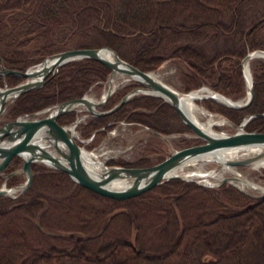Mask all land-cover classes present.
Returning a JSON list of instances; mask_svg holds the SVG:
<instances>
[{
  "label": "trees",
  "instance_id": "obj_1",
  "mask_svg": "<svg viewBox=\"0 0 264 264\" xmlns=\"http://www.w3.org/2000/svg\"><path fill=\"white\" fill-rule=\"evenodd\" d=\"M253 1L264 0H0V66L23 72L55 52L108 45L143 72L155 70L166 59L183 61L185 92L206 82L211 90L236 99L246 91L242 57L256 48L264 50L258 38L264 16L245 23L240 15ZM64 27V34L60 30L56 37L54 29ZM211 28L233 44L210 55L192 42L173 46L165 41H175L181 32L199 36ZM80 31L88 39L74 41ZM58 68L41 87L15 97L7 120L81 97L91 85L101 87L109 71L88 58ZM251 77L254 94L246 107L229 108L210 99L202 103L235 124L248 114L263 113L264 63L256 65ZM22 81L14 74L0 76V87ZM126 92L110 95L103 110ZM75 113L69 110L56 120L60 125L72 123ZM121 120L161 134L189 131L169 104L142 94L109 115L90 117L80 128L89 136L102 126L105 130L96 135H104ZM244 129L264 132V115L248 120ZM181 141L185 147L200 143L197 137L193 143ZM20 164L19 156L13 158L2 174L6 178ZM109 164L155 163L144 157L132 164ZM31 171L28 189L15 198L0 196V264H264V197L225 184L206 188L177 178L136 197L113 200L74 183L61 170L31 163ZM23 177H0V184L12 188ZM53 240L61 248L52 245Z\"/></svg>",
  "mask_w": 264,
  "mask_h": 264
},
{
  "label": "water",
  "instance_id": "obj_2",
  "mask_svg": "<svg viewBox=\"0 0 264 264\" xmlns=\"http://www.w3.org/2000/svg\"><path fill=\"white\" fill-rule=\"evenodd\" d=\"M102 50H108L113 54V58L109 60L105 56L101 55ZM257 51L258 53L264 54L263 49H255L249 52H245L242 57L239 66L242 70V78L245 82V89L247 86V92L243 100H229L231 104H224L229 108L241 109L251 104L254 90H252L253 79L250 75V83L246 85L247 79L245 78V62L250 60V54ZM90 59L94 61H99L102 65L106 66L109 71L107 74V80L104 84L106 90L99 95L98 100H92L86 95H82L76 99L67 100L66 102L57 103L51 106H47L43 109L36 110V112L31 114H24L16 116L13 120H5L3 125L0 126V174L7 169L13 158L19 156L21 160V168L11 172L6 175L5 179H8L10 175L22 174L25 176L24 181L15 187H6L5 183L0 186V196H10L15 198L20 192L23 193L29 188V184L33 178V173L31 171V163L42 164L46 168H51L52 170L62 171L69 176L70 180L74 183L83 186L85 189L99 194L101 196H106L107 198L113 200H125L136 195L145 193L151 188L155 187L157 184L164 183L167 179H181L184 181H191L196 184L205 186H219L223 183H230L232 180H237L230 176H225L219 179V182L215 185L212 183L204 184L200 183L199 179L194 180L190 177H185L181 174L176 173L177 169L182 168L184 165L190 161L200 159L204 155L213 154L215 152L236 149V150H246L249 146L257 149L251 152L250 155L240 152L237 158L225 160L223 165L231 167H248L250 165L254 166L259 162H264V132L261 131H246L244 126L248 124V120L253 117H258V115L263 116V113H258L255 115L248 114L245 116L238 124H235L225 118L223 115L218 113V117L225 120L229 124L232 132L225 134L220 133H208L201 129L198 124L194 123L188 114L182 109V104L180 103V98L183 94H189L190 91L178 92L171 86L164 84L153 78L150 74L151 71L143 72L134 65L121 59L119 54H116L109 46L97 47V48H75V49H65L60 52H55L48 56H44V59L37 64L29 66L23 72L18 70L7 69L3 65L0 66V76L5 77L8 74H14L17 77L22 78V82L14 84L13 86H7L6 83L0 87V116L3 114L4 108L10 105L15 97L19 94L25 93V91H31L36 87H41L47 80L53 77L58 71V67L65 64L66 62ZM127 76L128 79H132L134 84L137 86L126 92L123 97L121 96L114 105L110 106L107 110H102V107L106 101L109 100L110 94L114 90L113 80L118 75ZM201 87V86H200ZM196 90V89H195ZM211 90V89H210ZM212 92H217L213 91ZM154 92V93H153ZM137 94L154 96L160 99L162 102L169 104L175 113L178 114L179 120L183 125H187L188 130L198 137L200 143L182 147L179 149H173L165 156L162 161L155 162V164L142 167H125L119 165H105L103 162V172L99 176H94L88 172L84 163L81 159V147L71 136L70 130H67L64 126H61L57 122V117L67 113L69 110H74V107L78 105L82 107L88 114L92 117L109 115L111 112L117 111L121 104L131 99V97ZM219 96L226 98L223 94L217 92ZM11 96V100L7 101V98ZM206 99L214 100L211 97H205ZM203 98V99H205ZM230 99L229 97H227ZM215 101V100H214ZM215 114V115H216ZM141 127H144L141 126ZM102 128V127H101ZM94 131L95 134L98 130ZM152 136L158 137L162 140H167L168 136L164 133L161 134L156 132L155 129L144 127ZM244 149V150H243ZM239 153V154H240ZM218 167L213 170H219L222 167L220 164L216 163ZM118 179L130 180L131 184L125 185L124 187L113 189L109 187L111 182ZM240 180V179H239ZM250 188L253 187L259 194L257 198L264 197V187L252 185L249 183ZM16 195H12V193Z\"/></svg>",
  "mask_w": 264,
  "mask_h": 264
},
{
  "label": "rangeland",
  "instance_id": "obj_3",
  "mask_svg": "<svg viewBox=\"0 0 264 264\" xmlns=\"http://www.w3.org/2000/svg\"><path fill=\"white\" fill-rule=\"evenodd\" d=\"M240 15L242 16V18H244L245 23H249L255 18H261L262 16H264V1L263 2L253 1L247 4L246 6L244 5L243 9L241 10ZM190 22H191V19L190 21H186V24H189ZM60 30H62L61 33L63 32L62 34H64V32L66 31V27L59 29V31L58 30L56 31L54 29V32H55L54 34L56 37H59ZM81 33H82L81 31L77 33L74 41L80 42L81 40H85L86 38L88 39V35H85V34L82 35ZM258 33H259L258 38L263 39V42H264V25L261 28V30H259ZM71 39H72V36H71ZM165 39H166L165 41H167L169 45L172 44L173 46L177 44H181V43H187V42L191 43L192 42L194 45L203 48L210 55L216 51L223 52L224 48L225 49L228 48V46H230L234 42L231 38H227L224 35H221L220 33H218V31L215 30L214 28L207 29L204 32H201L199 36L198 34H188V33L181 32L179 36L177 35L176 37H173L175 41H172L168 37H166ZM136 42L137 41L130 43V45H132L133 47L138 44ZM169 50L170 49H168L167 51ZM259 62L264 63V60L256 59L250 63L251 76H252V73H254V71L256 70V65ZM186 71L187 69L183 61L181 62L177 59L171 58V59H166L165 61H163L161 65L157 67L155 70H153L152 72L162 73L160 77L161 82L171 86V88H174L178 92H183L184 91L183 86H185V82H182V75H183V72L186 73ZM114 83H115L114 84L115 90L112 95L119 94L121 90L129 91L130 89H133L134 87L137 86L134 84L132 79H128L127 76L120 75V74L116 77ZM204 84H206V82H204ZM204 86L208 87V84ZM104 89H105V86H103V84L101 85V87L100 86L96 87L93 85L91 90H88L87 93H89L92 98L97 99L99 98V95L102 94V91ZM244 90H245V87H244ZM245 94H246V91H245ZM245 94L233 100H237V99L243 100V98H245ZM137 95H140V94H137ZM205 99L195 100V103H197L198 106L202 107L203 109H205L206 111L210 113H213V114L218 113L217 111L214 112V111L207 109L206 105L202 103V101ZM212 101L215 103L221 104L217 102L216 100L215 101L212 100ZM100 108L103 109L102 107ZM7 109L8 107L7 108L5 107L3 114L0 116V126L3 125L5 120L8 119L7 117L9 116V113ZM77 114L79 115V113ZM198 118L200 121H205L206 119V117H203V116H198ZM177 125L181 127L180 124L177 123ZM115 128L116 130L113 131V134L108 136V138H106V136L102 134L97 135L94 137V139L91 142L85 144V147L88 149V151L92 149L93 151L98 152L99 153L98 158L100 160H104V162L106 163L108 160L110 161L125 160V162H129L132 164L135 161L137 162L140 158H144V157L148 158L150 163H155V161H158L159 157H165L169 153L171 148L179 149V148L185 147L183 146V143L181 140H185L189 143H193V139H194L192 137V134L187 130L183 131L182 133H177L175 131V132L166 134L168 136V139L164 141L158 137H155L149 134L147 131H145L144 127H140L133 123L132 124H127V123L117 124ZM212 128H213L212 131L214 133L218 132L220 134L221 133L225 134L228 132L229 133L232 132V129L230 128L228 123L224 125L217 124L213 126ZM78 137L85 138L86 136L79 135ZM102 152L104 153L101 154ZM250 154H251V151L248 152V155ZM105 157H107L106 160H105ZM216 167H218V165L214 162L201 161L197 159L196 161H192L184 165L182 167L184 171L183 170H180V171L181 172L194 171V170L208 171L209 169L210 170L216 169ZM232 168H234L235 171L239 172L242 175V177H244L243 178L244 180H247L250 182L252 181L253 184L255 183V185L264 187V168L263 167L253 168L252 165H250L248 167L240 166V167H232ZM216 171L217 170H215V172ZM230 174L231 172L230 173L223 172L221 174V177L220 176L219 178L210 177L209 180L211 181L213 185H215L219 182L220 178L229 176ZM0 177L5 178L3 174H0ZM24 179H25V176L23 177L21 181H19V183L21 184L24 181ZM198 179L202 180L203 178L198 177ZM198 179H194V180H198ZM200 183L202 182L200 181ZM2 184L3 183H1L0 186ZM223 184L232 186L236 188L239 192H242L243 194H247L249 196H254L255 198H257L256 196H258L259 194L256 190L253 189V187L244 190L242 188L235 186L231 182L223 183ZM203 187L209 188L210 186L208 187L204 185ZM214 187L216 188L218 186H212L211 188H214ZM13 194L15 193H12V195ZM113 228L115 230L116 226H114ZM51 244L55 245V247L57 248H61L60 247L61 245L55 240L51 241Z\"/></svg>",
  "mask_w": 264,
  "mask_h": 264
},
{
  "label": "bare ground",
  "instance_id": "obj_4",
  "mask_svg": "<svg viewBox=\"0 0 264 264\" xmlns=\"http://www.w3.org/2000/svg\"><path fill=\"white\" fill-rule=\"evenodd\" d=\"M101 55L105 56L106 58H109V60H111L113 58V54H111L108 50H102L101 52ZM250 60L248 62H245V65H244V69H245V78L247 79V83L246 85H248V83H250V73H251V69H250V63L253 62L254 60L258 59V60H264V54L262 53H258L257 51L251 53L250 55ZM153 75V78H155L156 80L160 81V77L162 75V73H158V72H152L151 73ZM116 79V78H115ZM115 79L113 80V84L115 82ZM165 84V83H164ZM246 91H247V86H246ZM154 93V92H153ZM205 97H211L213 98L214 100H216L217 102H221V103H228L231 104V102L229 100L231 99H228L227 97L224 98V97H221L219 96V94H217V92H212L207 86H202V87H199L198 89H194V91L190 92L189 94H183V96L180 98V103L182 104V109L183 111L186 112V114H188L190 116V119L198 124V126L201 127V129H203L204 131H208V133H211L213 134L214 132L212 131V127L219 124V125H224V124H227L225 122L224 119L218 117V114H210L208 111H206L205 109H203L202 107L198 106L197 103H195V100H201ZM244 99V98H243ZM11 100V96H9L7 98V101ZM198 116H203V117H206L205 121H200ZM244 150V149H243ZM257 149L249 146V148H247L246 150L244 151H238L236 149H228V150H223V151H217L213 154H209L208 155H204L202 156L200 159L198 160H201V161H211V162H214V163H218L220 164L222 167L219 168V170H217L215 172V170H208V171H201V170H194V171H185V172H181L180 170H183L182 168H180L179 170L177 169L176 173L178 171V174H181L185 177H190L192 179H198V177L200 178H203L202 180H199L201 181L202 183L204 184H209L211 183V181L209 180L210 177H218L219 176L221 177V174L223 172L225 173H230L231 172V176L232 177H235V178H239L237 180H232L231 179V182L239 187V188H242L244 190L250 188V185L249 183H252V181H247V180H244L242 177V175L235 171L234 168H232L230 165L229 166H225L223 165V162L225 160H229V158L231 159H234V158H237L239 156V153L240 152H246L248 154V152H253V151H256ZM81 151H82V154H81V159L84 163V167L85 169L90 172L91 174H94V176H99L103 171V160L101 161L98 157H99V153L98 152H88V151H85V150H82L81 148ZM245 153V154H246ZM241 154V153H240ZM243 156V155H241ZM194 161V160H192ZM190 161V162H192ZM253 168H261L263 167L264 168V162H259L257 163L256 165L252 166ZM184 171V170H183ZM229 175V176H230ZM132 181H128V180H115L113 182L110 183V185H108L109 187L111 188H115V189H118V188H121V187H124L125 185L127 186L128 184H131ZM252 185H255V183ZM255 186H258V185H255Z\"/></svg>",
  "mask_w": 264,
  "mask_h": 264
},
{
  "label": "built area",
  "instance_id": "obj_5",
  "mask_svg": "<svg viewBox=\"0 0 264 264\" xmlns=\"http://www.w3.org/2000/svg\"><path fill=\"white\" fill-rule=\"evenodd\" d=\"M84 116H79V118H77V122L73 123V124H69V126H67V130H70L71 132V136L76 139L77 141H81L82 143H86V140H83L81 137H78L80 135V130L78 129V125L79 123H83L85 119H83ZM113 131L115 130H111V132L109 133L110 135L113 134ZM115 135V134H114ZM113 135V136H114ZM104 152H102L101 154H103ZM107 159V157H105V160Z\"/></svg>",
  "mask_w": 264,
  "mask_h": 264
},
{
  "label": "flooded vegetation",
  "instance_id": "obj_6",
  "mask_svg": "<svg viewBox=\"0 0 264 264\" xmlns=\"http://www.w3.org/2000/svg\"><path fill=\"white\" fill-rule=\"evenodd\" d=\"M82 112H85V111H81V113H82ZM90 117L93 118V117L91 116V114H89V115H87V116L84 115V118H83V119H85V120H84L83 123H84V124L87 123L88 120H90ZM108 125H109V124H108ZM101 127H102V126H100L99 128H101ZM99 128H98V129H99ZM102 129L105 130L104 127H102L101 130H102ZM98 131H100V130H98ZM109 133H110L109 131H108V132H105L104 136H106V138H108V136H110ZM94 136H97L96 133H95ZM85 138H86V137H85ZM93 139H94V138H93ZM93 139H92V140H93Z\"/></svg>",
  "mask_w": 264,
  "mask_h": 264
}]
</instances>
